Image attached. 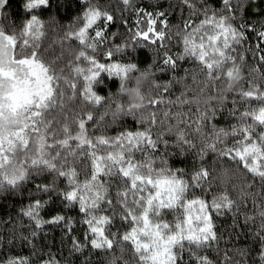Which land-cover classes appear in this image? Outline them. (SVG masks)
Returning a JSON list of instances; mask_svg holds the SVG:
<instances>
[{"label": "snow or ice", "instance_id": "1", "mask_svg": "<svg viewBox=\"0 0 264 264\" xmlns=\"http://www.w3.org/2000/svg\"><path fill=\"white\" fill-rule=\"evenodd\" d=\"M262 4L82 0L50 39L40 15L51 0H24L19 28H5L10 0H0V195L32 184L22 210L32 237L62 227L83 264L87 249L104 264H240L247 253L220 243L256 225L264 264ZM145 50L151 63L141 67L134 60ZM108 78L119 86L106 97L98 89ZM123 117L133 125L109 134ZM186 155L198 161L191 170L169 162ZM57 201L62 210L43 218ZM0 264L32 262L0 255Z\"/></svg>", "mask_w": 264, "mask_h": 264}, {"label": "trees", "instance_id": "2", "mask_svg": "<svg viewBox=\"0 0 264 264\" xmlns=\"http://www.w3.org/2000/svg\"><path fill=\"white\" fill-rule=\"evenodd\" d=\"M24 0H10V7L7 8L5 15L8 20L5 22V28L9 23H15L17 28L22 25L27 18V14L23 9ZM116 0H111V3H115ZM82 0H51V7L41 12L40 18L45 22L48 29L50 39H55L56 34L61 31L62 28L71 24L74 18L81 11ZM209 4L212 7L217 6V0H209ZM264 9V4L260 5ZM40 11V10H37ZM255 12V9H253ZM179 13L171 17L174 23L179 21ZM250 20L255 22L253 16L249 17ZM113 31H122L119 24H116ZM254 40L255 37H252ZM177 49L174 48L173 51ZM152 53L145 50L143 54L137 53L134 62L141 67H147L151 63ZM191 62L185 64L182 63V67H189ZM160 75V74H158ZM119 81L114 78H108L106 82L99 87L98 91L103 96H114L118 93ZM121 102L127 103L125 97H121ZM98 113L103 111V108L96 110ZM219 126H227L231 122L230 118L220 117L216 121ZM133 125V119L131 117H123L121 120L111 126L108 131L109 134H115L121 127H131ZM163 151V150H162ZM214 158V157H213ZM170 164L177 168H184L185 170H191L193 164L198 163L193 155L175 156L170 158ZM26 190H23L22 195L4 193L0 195V238L3 239V247H0V255L9 256H22L28 257L32 264H44V261L51 256L53 259L59 261V264H83L85 259L81 253H76L71 250V241L65 234L62 227L45 225L44 230L40 231L36 237L30 235L33 230V226L29 219L23 215L22 210L27 207L31 202L29 192L34 191L32 184L29 183L25 186ZM212 191H216V186L208 193L210 197ZM62 206L57 201L50 207L41 210V216L45 219L55 214L57 211H61ZM63 212L70 215L74 220L81 219L82 214L78 213L77 209L68 210L64 209ZM168 220L172 219L171 215L165 217ZM224 218H221L218 223H222ZM119 227V225H117ZM75 231L72 233L76 238H82V232L84 226L82 224H74ZM15 230V235H13ZM256 230V225H250L247 232L243 229L240 230L239 239L229 238L225 235L224 240L220 243L221 249H228L230 252L232 249H242L247 255L242 259L237 256L236 259L240 260V264H260V251L259 246L255 242V238L252 233ZM22 237H28V240H24ZM11 239L12 243H8ZM88 255L91 257V264H104L105 254L101 252L97 255L96 250L87 249ZM215 257V253L212 252Z\"/></svg>", "mask_w": 264, "mask_h": 264}]
</instances>
